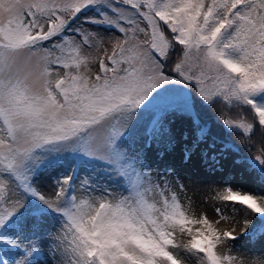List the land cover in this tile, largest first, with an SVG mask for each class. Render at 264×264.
Masks as SVG:
<instances>
[{"label": "snow or ice", "instance_id": "1", "mask_svg": "<svg viewBox=\"0 0 264 264\" xmlns=\"http://www.w3.org/2000/svg\"><path fill=\"white\" fill-rule=\"evenodd\" d=\"M190 85L239 110L227 129L264 141V0H0V264H32L44 237L53 264H245L218 245L264 217V195L229 188L220 199L243 215L221 232L135 147L160 119L133 137L138 111L169 88L158 106L189 98ZM254 161L264 181V143Z\"/></svg>", "mask_w": 264, "mask_h": 264}, {"label": "rangeland", "instance_id": "2", "mask_svg": "<svg viewBox=\"0 0 264 264\" xmlns=\"http://www.w3.org/2000/svg\"><path fill=\"white\" fill-rule=\"evenodd\" d=\"M92 14H94L93 11L84 13L85 16ZM101 30L105 32L106 37L113 35L111 28H102ZM106 47L110 48V44H106ZM165 95L175 96L177 93L174 88H169L166 93H160L150 105H157L158 101ZM149 106L138 111L137 121L131 130L133 137L142 131L145 120L151 116ZM200 130L197 118L189 114L187 110L181 108L170 110L160 121L159 131L156 130L153 133L152 143L145 147L142 142L137 143L135 141V147L143 149L145 167L154 177L159 176L161 180L167 181L170 186L169 194L173 190L178 193L180 202L190 216L199 218V216L204 215L219 231H231L232 228L237 227L232 217L235 216L239 220L243 214L235 210L238 206L228 207V202L222 201L220 197L229 188L264 195V183L261 182L258 170L250 161L241 160L236 150L211 138L208 133L204 138H201L199 136ZM190 158L198 161L202 159L201 171L209 178L205 185V195H203L202 201L198 202L190 199L178 172L180 166L188 163ZM244 166L250 170V178L245 177ZM58 175L59 172L56 169L43 170L38 180V186L43 194L49 195L53 191ZM80 176L83 177V173H80ZM76 183H79V180ZM111 186L116 187L115 184ZM217 208L223 212V219H221V214L215 211ZM261 218L264 217L253 215L251 223L244 233L238 236L236 240L228 241V247L221 244L218 245V248L237 257L238 260L244 261L245 264L264 259V235H260V230L264 229V223L261 224L263 228L258 227L262 221ZM217 221H219L218 224ZM234 234L238 235V233ZM187 239L186 234L176 233V240L181 244ZM51 243L47 237L42 239V250L34 255L32 264H53V256L48 250ZM65 243L67 244L68 241Z\"/></svg>", "mask_w": 264, "mask_h": 264}, {"label": "trees", "instance_id": "3", "mask_svg": "<svg viewBox=\"0 0 264 264\" xmlns=\"http://www.w3.org/2000/svg\"><path fill=\"white\" fill-rule=\"evenodd\" d=\"M168 71L171 72L170 69ZM188 92L190 93L189 98L176 99L171 104L162 107L158 106V104L155 105L156 107L150 105L151 117L145 120L142 131L136 134V136L145 133L152 126V120L155 119L157 114H159L160 119L154 128V132L156 130L159 131V123L168 111L177 108L185 109L189 114L198 119L201 130L206 127L208 134L212 138L236 150L241 160L250 161L258 170L260 178V166L254 161V158L262 153V143L264 141H262L260 133L256 132L250 140H246L242 134V130H229L221 123V118L225 116L228 118H239L242 114L238 109L228 108L223 101L218 102L215 106H209L200 100L198 93L192 85L189 86ZM136 142L141 143L142 140H136ZM261 182L264 183V181ZM263 219L261 224L264 223ZM261 224H258V227L263 228ZM177 243L180 242L177 241Z\"/></svg>", "mask_w": 264, "mask_h": 264}, {"label": "bare ground", "instance_id": "4", "mask_svg": "<svg viewBox=\"0 0 264 264\" xmlns=\"http://www.w3.org/2000/svg\"><path fill=\"white\" fill-rule=\"evenodd\" d=\"M189 160L188 163L180 166L178 170L179 176L185 184L190 199L194 202L202 201V197L205 195L206 181L209 180V178L201 171L202 168L200 167V163L202 159L198 161L190 158ZM244 167L245 177L250 178V170L247 166Z\"/></svg>", "mask_w": 264, "mask_h": 264}]
</instances>
